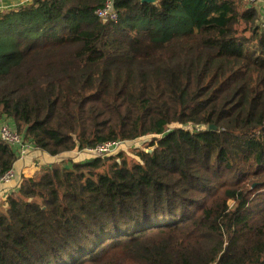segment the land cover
<instances>
[{
    "label": "trees",
    "instance_id": "16d2710c",
    "mask_svg": "<svg viewBox=\"0 0 264 264\" xmlns=\"http://www.w3.org/2000/svg\"><path fill=\"white\" fill-rule=\"evenodd\" d=\"M105 2L0 11V114L35 148L151 137L22 178L0 209V264H264L257 7L115 0L104 23ZM16 160L0 140V178Z\"/></svg>",
    "mask_w": 264,
    "mask_h": 264
},
{
    "label": "built area",
    "instance_id": "2783aa9c",
    "mask_svg": "<svg viewBox=\"0 0 264 264\" xmlns=\"http://www.w3.org/2000/svg\"><path fill=\"white\" fill-rule=\"evenodd\" d=\"M250 6L257 7L260 12V25L264 28V0H246ZM115 0H106L102 8L96 10L95 15L104 23L117 22L119 15L114 7ZM0 140L9 146L16 154L19 160L26 157L35 147L34 144L27 140L25 136L18 132L16 128L11 127L7 123L0 125ZM137 141V140H136ZM136 141H116L100 144L94 148L76 149V154L83 155L88 158L109 157L118 154L130 143ZM37 149V148H36ZM16 179L14 169H11L0 178V183H10Z\"/></svg>",
    "mask_w": 264,
    "mask_h": 264
},
{
    "label": "crops",
    "instance_id": "0c3cea01",
    "mask_svg": "<svg viewBox=\"0 0 264 264\" xmlns=\"http://www.w3.org/2000/svg\"><path fill=\"white\" fill-rule=\"evenodd\" d=\"M2 123L16 128L12 120H7L0 114V125ZM75 151L76 149L58 156H51L34 147L26 157L20 160L17 158L13 166L16 179L10 183H0V209L5 207L8 196L17 191L22 178L33 177L41 169L54 164H64L65 167L70 168L73 163H84L91 160V158L76 154Z\"/></svg>",
    "mask_w": 264,
    "mask_h": 264
},
{
    "label": "rangeland",
    "instance_id": "374dc122",
    "mask_svg": "<svg viewBox=\"0 0 264 264\" xmlns=\"http://www.w3.org/2000/svg\"><path fill=\"white\" fill-rule=\"evenodd\" d=\"M29 0H0V11L3 10H12L17 8L23 3H27ZM151 140V137H144L136 141L135 143H130L127 147H125L122 152L130 153L132 148H146L145 144Z\"/></svg>",
    "mask_w": 264,
    "mask_h": 264
},
{
    "label": "water",
    "instance_id": "95a60500",
    "mask_svg": "<svg viewBox=\"0 0 264 264\" xmlns=\"http://www.w3.org/2000/svg\"><path fill=\"white\" fill-rule=\"evenodd\" d=\"M246 1V0H244ZM142 3H148V4H153V5H157L158 4V0H142ZM210 129H214V126H211ZM149 152H152V150H150Z\"/></svg>",
    "mask_w": 264,
    "mask_h": 264
}]
</instances>
